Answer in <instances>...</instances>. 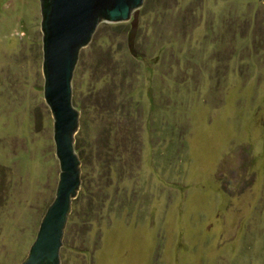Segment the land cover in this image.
Instances as JSON below:
<instances>
[{
  "label": "rangeland",
  "instance_id": "1",
  "mask_svg": "<svg viewBox=\"0 0 264 264\" xmlns=\"http://www.w3.org/2000/svg\"><path fill=\"white\" fill-rule=\"evenodd\" d=\"M100 21L71 79L80 186L59 264H264V1L143 0ZM59 175L38 0H0V264Z\"/></svg>",
  "mask_w": 264,
  "mask_h": 264
},
{
  "label": "water",
  "instance_id": "2",
  "mask_svg": "<svg viewBox=\"0 0 264 264\" xmlns=\"http://www.w3.org/2000/svg\"><path fill=\"white\" fill-rule=\"evenodd\" d=\"M264 1V0H262ZM143 0H38L43 98L53 118L59 164L55 195L21 264H59V248L72 199L80 186V162L73 136L78 111L72 104L71 79L80 48L100 21L130 20L127 47L132 55Z\"/></svg>",
  "mask_w": 264,
  "mask_h": 264
},
{
  "label": "trees",
  "instance_id": "3",
  "mask_svg": "<svg viewBox=\"0 0 264 264\" xmlns=\"http://www.w3.org/2000/svg\"><path fill=\"white\" fill-rule=\"evenodd\" d=\"M78 148H79V146H78L77 143L75 142V143H74V149L77 150Z\"/></svg>",
  "mask_w": 264,
  "mask_h": 264
}]
</instances>
